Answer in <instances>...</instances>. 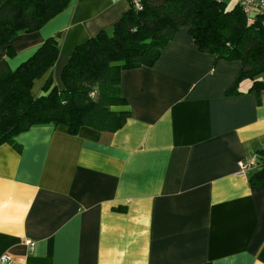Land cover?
I'll use <instances>...</instances> for the list:
<instances>
[{"label":"crops","instance_id":"1","mask_svg":"<svg viewBox=\"0 0 264 264\" xmlns=\"http://www.w3.org/2000/svg\"><path fill=\"white\" fill-rule=\"evenodd\" d=\"M128 1L70 0L14 38V56L2 54L13 69L55 37L61 87L74 47L109 30ZM240 69L198 50L181 27L152 66L122 72L130 117L117 131L36 125L16 136L19 150L0 144V255L11 264H264V187L248 181L264 149V90L258 99L243 79L228 94ZM239 160L251 165L244 175Z\"/></svg>","mask_w":264,"mask_h":264},{"label":"trees","instance_id":"2","mask_svg":"<svg viewBox=\"0 0 264 264\" xmlns=\"http://www.w3.org/2000/svg\"><path fill=\"white\" fill-rule=\"evenodd\" d=\"M70 0H0V144L20 149L16 136L36 125H64L76 134L88 126L115 132L130 117L121 92L124 70L150 67L181 27H186L198 50L217 59L238 60L240 72L228 94H238V83L251 79L258 99L264 81V14L247 18L239 3L226 0H140L129 7L109 30L77 44L53 82L52 68L59 54L55 37H48L17 67L2 54L14 56L11 42L21 33L41 28L64 10ZM42 79L40 93L33 87ZM251 185L264 187V149L258 151Z\"/></svg>","mask_w":264,"mask_h":264},{"label":"built area","instance_id":"3","mask_svg":"<svg viewBox=\"0 0 264 264\" xmlns=\"http://www.w3.org/2000/svg\"><path fill=\"white\" fill-rule=\"evenodd\" d=\"M219 1V0H217ZM132 4L136 7L139 6L140 0H131ZM239 3L244 15L247 18L252 17L255 13L264 14V0H237ZM237 173L239 175H244L251 165L243 160L237 162ZM28 244L32 245V241H27ZM11 257L7 253L0 255V264H11Z\"/></svg>","mask_w":264,"mask_h":264},{"label":"rangeland","instance_id":"4","mask_svg":"<svg viewBox=\"0 0 264 264\" xmlns=\"http://www.w3.org/2000/svg\"><path fill=\"white\" fill-rule=\"evenodd\" d=\"M236 3H235V0H226V7L227 8H231L232 6H234Z\"/></svg>","mask_w":264,"mask_h":264}]
</instances>
